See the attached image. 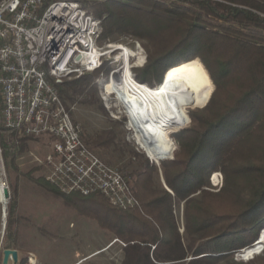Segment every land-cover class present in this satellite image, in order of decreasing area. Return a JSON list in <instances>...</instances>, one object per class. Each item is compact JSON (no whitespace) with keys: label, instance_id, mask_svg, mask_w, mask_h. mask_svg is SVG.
I'll use <instances>...</instances> for the list:
<instances>
[{"label":"trees","instance_id":"trees-1","mask_svg":"<svg viewBox=\"0 0 264 264\" xmlns=\"http://www.w3.org/2000/svg\"><path fill=\"white\" fill-rule=\"evenodd\" d=\"M89 10L103 18L100 42L124 32L150 41L143 69L157 78L136 73L138 81L156 86L169 69L198 61L208 77L203 103L209 101L191 113L190 108L204 104L182 107L185 119L178 128L189 117L194 124L177 130L182 129L175 133L180 148L172 159L162 160L171 191L158 185V168L147 158L125 171L134 176L140 201L135 207L116 206L101 192L65 193L43 175L36 181L124 240L126 264H264V249L246 261L233 259L255 245L264 228V0H101L93 1ZM102 68L54 83L63 97L68 90L88 88ZM116 137L105 129L87 141L91 148H108ZM30 138L0 129L9 175L18 170L16 158ZM215 171L224 175L218 191L205 188ZM10 188L5 249L17 245L19 231V190L13 182ZM177 200L185 202V234L178 228Z\"/></svg>","mask_w":264,"mask_h":264},{"label":"built area","instance_id":"built-area-1","mask_svg":"<svg viewBox=\"0 0 264 264\" xmlns=\"http://www.w3.org/2000/svg\"><path fill=\"white\" fill-rule=\"evenodd\" d=\"M85 1L94 0H0V129L52 140L47 179L61 191L101 192L116 206L135 207L140 201L130 181L86 142L54 83L110 63L96 82L107 109L119 118L118 94L107 85L121 80L127 66L136 79L134 69L147 62L138 39L100 44L103 19ZM129 131L137 150L145 151L133 127Z\"/></svg>","mask_w":264,"mask_h":264},{"label":"rangeland","instance_id":"rangeland-1","mask_svg":"<svg viewBox=\"0 0 264 264\" xmlns=\"http://www.w3.org/2000/svg\"><path fill=\"white\" fill-rule=\"evenodd\" d=\"M92 2L93 1H89V4H86L88 9ZM132 39H138L145 47L147 52L146 65L148 63V52L151 46L148 39L140 38L129 32H124L117 33L111 38H107L102 42L99 41V43L104 44L107 42L119 41L130 42ZM192 62H194L203 70V79L207 83L208 88V77L202 65L198 61ZM109 66L110 63H107L99 73H96L92 80L88 82L90 86L85 88V90L79 92L68 90L67 95L63 94L64 101L70 108L74 121L82 128V135L87 143L89 142L87 141L89 137H97L105 129L115 131L117 137L110 147H93V149L102 158H104V160H106L111 165L119 167L125 175V171L130 172L134 170L141 164L143 160L147 158L151 164H155L158 168V172L155 174V179L158 185L162 184L166 189L171 191L164 178L162 160L172 159L174 157L180 148L179 143L175 138V133L182 129L193 126V119L191 117L190 122L189 117L190 124L187 127L177 131L180 127H183L189 123L188 122L187 124L178 128V126L182 123L181 122L176 127V130L172 131L171 138L175 143V149L171 155L168 158L159 160V162H152V159L148 156V154L142 149L140 151L137 150L135 141L129 138V128H132L130 124V117L127 116L128 112L127 114L125 113L127 109L125 108L124 101L120 98L121 92L115 83H113L114 89L118 93L119 99L121 101L120 102L117 99V95H113L114 101H116V104H118L116 111L119 114V118H114L103 102L96 79L98 76H100L101 72L108 69ZM134 71L136 73L143 74L151 80H155L157 78L153 72L144 70L143 66L142 68H135ZM212 82L210 81L211 93L214 91L213 87L215 88V85L213 86L214 83L212 84ZM95 83L96 87L92 88ZM208 101L206 102L208 103ZM204 105L197 106L195 108H190L192 107L190 106L187 107V109L190 108L189 113H191V111L197 108H202ZM18 136L21 135L18 134ZM132 150L136 151L137 153H133ZM52 152V140L46 135L30 138L28 140L27 149L20 153L16 158L18 170L13 169L11 175H9L6 170L2 149L0 150V171L3 172L2 179L4 182H6V185L10 189V198V184L12 182L17 184L19 190V208L17 213L19 218V231L17 234V245L13 247L20 251L17 261L25 258V264H28L30 263V257H32L35 259L34 261L36 264H56L59 260L65 257L75 256L77 249H80V254H84L82 252L83 250L86 251L87 247H89L93 252V250H97V246L101 245L102 243L104 245L100 247L101 250L93 253L96 254V256L90 258L88 264H126V245L122 244V242H119V240H121L126 243L124 240L115 238L107 230H103L97 220H94V222L91 221L90 227H87L85 231H76L75 229L77 228L74 229V223L72 222L74 221V217L82 215L78 207L79 205L75 203H68L62 195L53 192L36 181V178L41 175L45 176L46 180H48L47 177L51 172V166L46 162L45 159ZM125 177L130 181V184L135 191L134 176L126 174ZM208 181L209 185L205 188L218 191L224 184V175L221 171L212 172L209 175ZM199 193L200 192L198 191L193 195H198ZM10 198L7 199L6 217L3 215L4 206L0 201V264H3L4 258V244L6 241L5 234L8 219V203ZM184 210L185 202L183 200L175 201L174 211L178 220V228L182 234H185L186 220L184 216ZM244 250L240 253H236L233 259L236 261H246L247 259L251 258L252 256L249 257L245 255L246 249ZM12 261L13 260L10 259V262Z\"/></svg>","mask_w":264,"mask_h":264},{"label":"bare ground","instance_id":"bare-ground-1","mask_svg":"<svg viewBox=\"0 0 264 264\" xmlns=\"http://www.w3.org/2000/svg\"><path fill=\"white\" fill-rule=\"evenodd\" d=\"M203 77V70L190 62L169 69L159 86L138 81L129 66L125 68L123 78L113 82L121 92L120 98L125 103L131 126L153 161L168 158L174 151L171 133L184 120L183 105H201L204 102L207 83ZM113 83H109L107 88L117 93ZM2 177L3 172L0 171V201L5 207L7 199L4 188L7 185ZM262 237V241L246 248L245 255L250 257L258 253L252 252L258 244H262L264 248V231Z\"/></svg>","mask_w":264,"mask_h":264},{"label":"crops","instance_id":"crops-1","mask_svg":"<svg viewBox=\"0 0 264 264\" xmlns=\"http://www.w3.org/2000/svg\"><path fill=\"white\" fill-rule=\"evenodd\" d=\"M82 215L76 216L78 218L74 217V221L72 222V223H74V229L77 228V229H75L76 231H79V230L85 231V229L87 227H90V225H91L90 222L91 221L94 222V220H95V219H92L86 215H83V216ZM103 230H105V229H103ZM102 245H104V244L101 243V245L97 246V248H96L97 250H93V252H92V250H90L89 247H87L86 251L83 250V252H82L84 254H80V249H77L75 252L76 253L75 256L65 257V258L59 260L56 264H88L89 259L92 258L93 256H96V254H93V253H95L96 251L97 252L100 251L101 250L100 247H102ZM19 254H20V251H19ZM10 259H12L13 261L10 262ZM10 259L6 262L3 258V264H14L15 260L13 258H10Z\"/></svg>","mask_w":264,"mask_h":264},{"label":"water","instance_id":"water-1","mask_svg":"<svg viewBox=\"0 0 264 264\" xmlns=\"http://www.w3.org/2000/svg\"><path fill=\"white\" fill-rule=\"evenodd\" d=\"M156 86H159V84L156 85ZM4 195H5L6 199L10 198V189H9L8 186H6L4 188ZM3 212H4L3 213L4 217H6V214H7L6 206L3 208ZM263 231H264V228L261 230L260 236H259V238H258V240L256 242H259V241L263 240V237H262ZM263 249H264L263 245L262 244H260V245L258 244V245L255 246V248L252 249V252H260ZM18 256H19V251L17 249H15V248H6V249H4V260L6 262L10 259V257L13 258L15 261H17L18 260Z\"/></svg>","mask_w":264,"mask_h":264}]
</instances>
